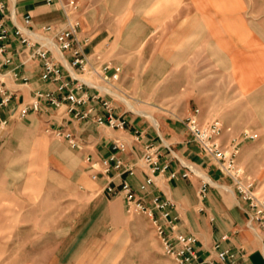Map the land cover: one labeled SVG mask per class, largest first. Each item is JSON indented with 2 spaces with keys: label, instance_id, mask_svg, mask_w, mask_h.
<instances>
[{
  "label": "crops",
  "instance_id": "0c3cea01",
  "mask_svg": "<svg viewBox=\"0 0 264 264\" xmlns=\"http://www.w3.org/2000/svg\"><path fill=\"white\" fill-rule=\"evenodd\" d=\"M1 1L5 4L4 13L11 14L13 23L8 18L3 20L9 29L6 52L12 64L0 68L11 94L8 102L0 106V116L11 117L7 132L0 138V161L12 149L14 136L23 125L37 128L39 124L46 132L47 128L63 127L80 143L73 149L58 139L47 142L42 136L36 138L31 161L24 160L35 172L26 178L22 199L0 184V203L10 205L13 213L20 208L12 229L21 228L26 236H31L23 242L15 259L26 261L22 264H37L39 248L54 254V261L62 260L55 254L67 253L64 249L57 251L56 240L64 227L52 222L47 224V232L40 235L39 218L27 216L32 198L53 192L44 191L46 179L67 183L68 192L94 204L90 214H99L101 222V205L109 195L105 186H116L124 178L136 189L147 174L153 183L147 187L144 200L148 201L150 195L168 200L176 231L196 238L200 259H214L212 245L219 242L221 248L235 254L234 264H264V244L246 226L243 204L230 179L218 172L181 122L197 109L199 122L220 121L223 143L244 131L252 134V139L242 141L237 162L245 179L251 180L264 197V14H260L261 19H249L245 0H128L127 16H122L128 21L124 33L105 28L91 30L87 13L81 15L79 37L86 39L84 51L92 60L109 59L121 67L117 87L131 108L111 97L115 114L126 121L120 129L96 126L93 113L86 119H73L63 106L16 117L18 107L29 100L34 90L54 86L40 80L37 59L24 62L20 45L12 36V26L21 24L26 13L31 16L33 29L46 24L60 26L63 16L56 3L46 0ZM117 12L113 11V19L120 14ZM13 67L25 82L11 80L8 74ZM114 139L125 143L124 151L118 155L133 165V175L119 176L110 170L92 180L90 174L94 170L88 168L84 158H104L111 152ZM16 145H22V154L26 153L22 141ZM146 145L156 150L159 165L168 164L165 170L150 173V167L141 159ZM177 161L192 165L197 175H206L210 180L202 197L198 192L199 178L179 177L182 168ZM171 171L177 172L174 178L168 176ZM33 178L36 187L30 186ZM116 198L123 205L122 196L118 194ZM223 235L226 237L221 240ZM40 238L44 240L41 242ZM26 244H30L29 250L24 249Z\"/></svg>",
  "mask_w": 264,
  "mask_h": 264
},
{
  "label": "built area",
  "instance_id": "2783aa9c",
  "mask_svg": "<svg viewBox=\"0 0 264 264\" xmlns=\"http://www.w3.org/2000/svg\"><path fill=\"white\" fill-rule=\"evenodd\" d=\"M47 3L57 4L63 16L62 25L46 24L38 29L31 26V16L26 13L21 18V24L12 26V36L20 45L19 52L24 56V62L37 59L40 62L39 78L41 81L53 84L52 89L34 90L26 103L21 104L16 112V117L22 118L29 113H41L49 109H57L63 106L64 111L76 120L86 119L91 113L96 126L108 128H124L125 119L122 115H116L111 97L119 94L117 83L121 67L111 61L92 60L84 51L85 38L79 37V21L77 18V4L74 0H46ZM5 4L0 0V68L1 65H10L12 60L6 52L9 29L4 23L8 18L11 22V14H5ZM13 23V22H12ZM13 67L9 72L11 80L25 78ZM80 76V77H79ZM10 92L5 87L0 69V106H4ZM87 105L83 109L81 106ZM100 110L98 112L97 110ZM193 109L191 114L181 122L190 135L191 140L199 147L214 164L218 172L230 179L232 188L238 199L242 202L246 226L264 244V197L255 189L251 180L245 179L243 169L237 162L240 145L243 140L252 139L253 135L246 131L221 142V123L217 119L199 122ZM10 114L0 116V138L7 132ZM47 131L58 140L64 141L70 148L80 146L77 136L69 129L63 127L47 128ZM125 149L122 140L111 141V152L104 158L92 160L90 156L84 158L89 169L94 171L90 174L92 180L97 175L107 174L110 170L117 175H133V165L125 163L118 152ZM168 149V148H167ZM169 152V149L168 151ZM175 158V157H174ZM143 163L150 168V173L163 171L168 164H158L156 150L151 145L145 146L141 156ZM182 168L179 177L197 176L199 178L198 192L202 197L209 179L199 176L192 165L177 161ZM177 172L171 171L169 178H174ZM153 183L150 175L145 176L136 189L123 178L116 186L107 184L105 190L111 195L122 196L126 212L142 214L146 216L154 230L162 253L169 257L174 264H234L235 254L227 248H221L219 242L212 245L214 259H200L197 255L193 235L183 234L176 231L174 218L169 212V202L158 195H150L148 201L144 200L147 187ZM226 236H221L224 240Z\"/></svg>",
  "mask_w": 264,
  "mask_h": 264
},
{
  "label": "rangeland",
  "instance_id": "374dc122",
  "mask_svg": "<svg viewBox=\"0 0 264 264\" xmlns=\"http://www.w3.org/2000/svg\"><path fill=\"white\" fill-rule=\"evenodd\" d=\"M74 1L77 4L76 15L79 23L81 15L87 13L89 22L92 24L91 30L97 31L99 28H105L109 32L111 30L119 33L126 31L128 21L122 20V16H127L128 0ZM245 2L249 19L256 17L261 19L260 14H264V0H245ZM115 10L120 14L114 16L116 19H113L112 15ZM103 32L106 33V31ZM102 60L108 61L109 59ZM122 97L121 100L124 101L126 98ZM40 136L47 139V142L57 140L52 134L43 130L39 124L37 128L32 125H23L19 133L14 136L12 149L4 156L5 159L0 161V184H3L7 190H13L11 194L19 199H22L24 194L23 186L26 178L35 172L34 167L33 169L28 168L24 160L28 163L31 161L33 142ZM21 141L26 148L25 154H22V145H16ZM31 182L30 186L34 187L35 178ZM71 188L76 187L71 186ZM43 189L53 192L32 198L33 201L28 208L30 212L27 216L39 218L37 234L40 235L47 232V224L52 222L56 227H64L61 229L63 231L60 237L56 240L59 245L55 246L58 252L64 249L67 253L55 254L62 260L54 261V254L52 256L43 248H39L36 250L37 256H40L37 264H174L162 253L149 219L142 214L126 212L116 195L109 194L103 199L101 223L99 214H90L94 204H87L76 194L68 192L67 183L46 179ZM19 209L17 207L13 213L10 205L0 203V264H22L24 262L16 260L15 256L21 251L23 242L31 236H26L21 228L12 229L18 220ZM43 240L40 238L41 242ZM30 248V244L24 245L25 250Z\"/></svg>",
  "mask_w": 264,
  "mask_h": 264
},
{
  "label": "bare ground",
  "instance_id": "6f19581e",
  "mask_svg": "<svg viewBox=\"0 0 264 264\" xmlns=\"http://www.w3.org/2000/svg\"><path fill=\"white\" fill-rule=\"evenodd\" d=\"M11 2H12V1H11ZM13 2H14V1H13ZM79 77H80V76H79ZM114 96H115L117 99H119V98H120V100L123 99L122 95H118L117 93H115ZM121 101H122V100H121ZM124 101H125L126 103H125ZM124 101H122V102H123L125 105L127 104L128 107L131 108L130 105H129L128 100H127V99H124ZM127 105H126V106H127ZM202 175H204V174H202ZM205 176H206V175H205ZM209 181H210V180H209Z\"/></svg>",
  "mask_w": 264,
  "mask_h": 264
}]
</instances>
